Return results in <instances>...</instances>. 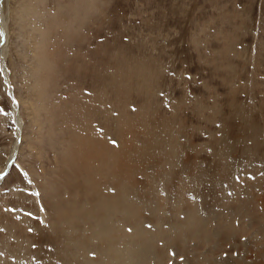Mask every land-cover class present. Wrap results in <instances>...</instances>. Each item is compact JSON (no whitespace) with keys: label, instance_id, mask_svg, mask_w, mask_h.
Returning <instances> with one entry per match:
<instances>
[{"label":"rangeland","instance_id":"obj_1","mask_svg":"<svg viewBox=\"0 0 264 264\" xmlns=\"http://www.w3.org/2000/svg\"><path fill=\"white\" fill-rule=\"evenodd\" d=\"M129 263L264 264V0H0V264Z\"/></svg>","mask_w":264,"mask_h":264},{"label":"bare ground","instance_id":"obj_2","mask_svg":"<svg viewBox=\"0 0 264 264\" xmlns=\"http://www.w3.org/2000/svg\"><path fill=\"white\" fill-rule=\"evenodd\" d=\"M25 10H27V7H25L24 9H23V11H25ZM5 47V46H4ZM16 102L18 103V101L16 100ZM14 108H15V110H16V108H18L17 107V105H14ZM16 149H17V147H16ZM16 149H15V154H16ZM12 158H14V156L12 155L10 158H9V161L12 159ZM11 164H13V163H11ZM4 171H8L6 168H4ZM4 173V172H3ZM2 176V175H1ZM2 180V179H1ZM119 252V251H118ZM117 252V253H118ZM132 256V255H131ZM138 259V258H137ZM114 262V261H113ZM130 264V263H129Z\"/></svg>","mask_w":264,"mask_h":264},{"label":"water","instance_id":"obj_3","mask_svg":"<svg viewBox=\"0 0 264 264\" xmlns=\"http://www.w3.org/2000/svg\"><path fill=\"white\" fill-rule=\"evenodd\" d=\"M10 166H11V164H10Z\"/></svg>","mask_w":264,"mask_h":264}]
</instances>
